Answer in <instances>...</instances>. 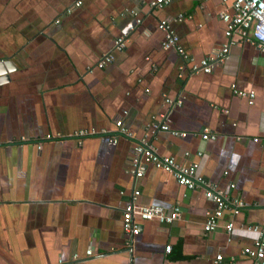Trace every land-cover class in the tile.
<instances>
[{"label": "crops", "instance_id": "0c3cea01", "mask_svg": "<svg viewBox=\"0 0 264 264\" xmlns=\"http://www.w3.org/2000/svg\"><path fill=\"white\" fill-rule=\"evenodd\" d=\"M74 1L0 0V61L13 69L0 84V264H213L217 254L220 264H250L240 251L251 236L234 231L228 239L223 225H264V146L252 141L264 138V50L232 36L210 73L179 71V56L161 47L158 23L168 20L197 62L226 43L219 14L231 12L229 2L150 9L151 0H80L65 14ZM119 36L124 49L95 68ZM231 85L252 92V103ZM164 97L181 104L166 106ZM158 113L185 136L151 135L147 125ZM117 118L134 139L117 134ZM203 130L214 139L202 140ZM79 131L93 134L78 138ZM143 136L158 156L196 163L197 175L244 207L204 233L214 204L203 189L180 186L151 164L140 179L129 173L132 142ZM134 189L139 205H178L180 219L137 221L126 246L121 211Z\"/></svg>", "mask_w": 264, "mask_h": 264}, {"label": "built area", "instance_id": "2783aa9c", "mask_svg": "<svg viewBox=\"0 0 264 264\" xmlns=\"http://www.w3.org/2000/svg\"><path fill=\"white\" fill-rule=\"evenodd\" d=\"M177 0H151L148 2L150 9H160L163 6L168 5L171 2ZM204 1V0H197ZM222 3H230V13L219 14L220 21L224 24L223 35L226 40L217 53L207 58H201L197 62H194L192 57L184 52V50L178 46L177 37L171 31L168 20H161L158 23V28L164 35V40L161 47L164 50L170 49L174 51L180 58L181 65L179 71L184 69L190 73L202 72L205 74L210 73L211 69L223 63L225 56L227 55L231 45L234 42L231 40L232 36H236L239 42L251 43L257 50H264V0H219ZM80 5V0H76L72 3L71 7L65 9V14H69L73 8H77ZM72 8V9H71ZM130 14L135 15L134 11ZM180 16L175 20H180ZM58 21H55L57 23ZM139 21L136 19L135 23ZM126 39L123 36H119L113 39L112 49L110 52L103 54L94 67L97 69L103 68L105 65L113 61L112 52H121L125 47ZM92 69L87 72L90 73ZM232 94L236 97L246 98L248 104L252 103L253 93L239 91L234 88V85L230 86ZM163 102L166 106L179 107L180 100H171L164 97ZM126 112H122V116H125ZM116 132L119 136L126 139H134L132 134L128 131L121 118H117L114 121ZM150 129L151 135H155L158 132H166L174 137H184L185 134L170 129L169 121L165 114L158 113L151 118L150 123L147 125ZM93 132H77L75 136L78 138L91 135ZM202 140L214 139L213 135H209L207 130H203L200 135ZM110 141L115 143V138H110ZM253 142H259L261 146H264V138H253ZM39 148V146H38ZM184 156H187L185 153ZM196 156H201L200 153H196ZM147 164H151L153 167L161 169L174 180V182L180 186H183L189 190L201 188L203 189L204 198L211 201L214 204L212 210L205 212V219L202 224V231L209 233L218 227L219 220L223 215H235L241 208L244 207L243 202L237 197H228L223 192L216 189V186L197 175V164L190 163L187 165H181L174 161L171 157H160L157 155L155 146L148 140L147 136H143L140 139L132 142V155L129 161V173L134 179H140L143 175V167ZM234 185L229 183L228 188L233 189ZM139 192L137 189L132 190L130 193L129 201L121 211V223L123 235L127 238L126 246H130L132 239L139 232V225L137 221H153L161 225H169L180 219V208L178 205H172L165 209L155 205H139L136 203ZM264 207V202H263ZM223 229L227 238L234 231L239 233H245L251 236V247H245L241 249V256L247 258L250 264H264V225H240L235 229L230 221L225 222ZM170 250L169 246L164 248V252L167 254ZM92 251L90 248L86 249L84 256L90 257ZM72 260H77V257L72 256ZM222 261V255L217 254L213 258V264H220ZM227 264H235L233 260L227 262Z\"/></svg>", "mask_w": 264, "mask_h": 264}, {"label": "water", "instance_id": "95a60500", "mask_svg": "<svg viewBox=\"0 0 264 264\" xmlns=\"http://www.w3.org/2000/svg\"><path fill=\"white\" fill-rule=\"evenodd\" d=\"M10 66L11 65L7 61H0V84L8 81L7 73L13 70L10 69Z\"/></svg>", "mask_w": 264, "mask_h": 264}]
</instances>
